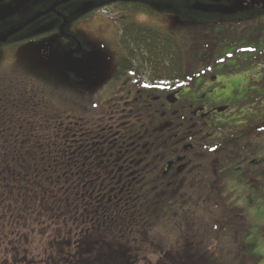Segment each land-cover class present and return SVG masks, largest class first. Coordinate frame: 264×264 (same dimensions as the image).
Wrapping results in <instances>:
<instances>
[{
	"label": "trees",
	"instance_id": "trees-1",
	"mask_svg": "<svg viewBox=\"0 0 264 264\" xmlns=\"http://www.w3.org/2000/svg\"><path fill=\"white\" fill-rule=\"evenodd\" d=\"M86 2L92 7L84 10ZM103 10L204 23L250 22L245 29L264 39V0H29L0 18V61L14 58L27 44L50 39L60 51L85 61L92 46L78 25ZM120 28L116 79L132 73L155 84L193 75L176 32L127 18ZM89 72L92 77L91 67ZM11 77L0 86V236L17 244L10 264H135L138 258L130 253L132 246L124 236L143 226L142 219H150L154 210L160 211L162 201L154 199L148 205L139 166L134 167L133 178L131 172L120 170L119 180L123 175L124 181L114 186L112 158L103 154L112 152L120 133L107 123L95 124L83 99L81 104L68 101L59 88L54 95L47 89L49 81L42 82L40 76ZM84 89L77 85L74 91L82 98ZM240 128L215 147L214 153L223 157L215 172L225 174L226 166L247 149L249 139L264 134V115ZM219 174L201 189L206 197L220 200L214 207L221 211ZM29 241L45 243L43 255H32ZM165 244L169 245L165 241L158 246L164 249ZM184 250L187 256L189 250ZM186 256L182 264H200Z\"/></svg>",
	"mask_w": 264,
	"mask_h": 264
},
{
	"label": "rangeland",
	"instance_id": "rangeland-1",
	"mask_svg": "<svg viewBox=\"0 0 264 264\" xmlns=\"http://www.w3.org/2000/svg\"><path fill=\"white\" fill-rule=\"evenodd\" d=\"M28 1L0 0V18L19 10ZM91 7L92 3L86 2L83 9ZM124 18L176 32L185 44L186 64L189 74H193L191 77L197 74L210 81L215 77L219 86H227V93H218L214 99L211 98L216 105L224 107L232 103L231 91L234 90L233 85L237 87L242 104L237 107V113L233 108L223 114H240L235 125H243L245 120L264 115V39H256L252 29H245L250 22L246 25L243 21L235 24L204 23L177 16L156 18L145 13L98 11L91 19L78 25L92 46L85 61L77 60L69 51H60L51 39L27 44L14 58L0 61V86L14 75L22 77L29 73L32 77L40 76L42 82L49 81L47 89L50 88L54 95L59 88L68 101L81 104L83 99L93 111H90L89 118L101 127L110 121L109 116L115 115L114 111L123 107L139 115L141 119L138 122L144 126L147 123L144 108L141 109L139 103L135 108L132 100L128 102L135 90L125 87V83L135 75L130 73L126 79V75L116 79L120 27ZM223 76L233 79L223 84ZM77 85L80 91L85 88L83 96L80 94L82 98L74 91ZM117 122L124 127V122ZM235 130L231 127L230 133ZM222 159L216 153L208 157L213 171L206 180L211 181L215 173L219 174L215 172L219 168L217 166L216 169V165ZM224 173L217 176L219 186L223 188L221 198L224 201L221 199L217 203L221 211L214 207L220 200L206 197L202 187L185 188L188 189L186 195L173 197L172 193H158L145 181L144 198H147L148 205L151 206V200L159 199L162 207L160 211L152 210L157 213L150 219H142L144 225L136 227L133 234L124 236L125 242L132 246L130 253L138 258L135 264H182L185 248L189 250L186 260L200 261V264H264V134L250 138L247 149L234 163L226 166ZM238 176L242 178L237 179ZM170 198L174 200L171 202ZM186 212L187 215L184 214ZM152 232L173 238L153 237ZM2 237L0 264H10L17 252L14 251L17 244L1 240ZM176 239L177 243H174ZM165 241L169 245L165 244L164 249L162 245L158 246ZM44 245L32 242L28 247L32 255L38 256L43 255L44 249L46 251ZM109 258L114 257L110 255Z\"/></svg>",
	"mask_w": 264,
	"mask_h": 264
},
{
	"label": "flooded vegetation",
	"instance_id": "flooded-vegetation-1",
	"mask_svg": "<svg viewBox=\"0 0 264 264\" xmlns=\"http://www.w3.org/2000/svg\"><path fill=\"white\" fill-rule=\"evenodd\" d=\"M223 77V84L233 79ZM212 79L210 81L196 74L183 81L176 79L148 84L135 76L125 83L126 88L130 86L135 90L133 97L127 101L132 100L135 108L136 103L141 109L144 108L147 123L140 126V116L124 107L108 117L110 121L107 125L120 133L118 141L112 145V152L103 154L104 157L112 158L111 180L114 184L124 181L123 175L119 180L120 170L127 175L135 166H139L146 183L162 195L173 192H177V196L186 195L188 189L201 188L209 182L206 178H210L208 175L213 168L208 157L214 153V145L242 130L240 124H234L240 114L223 115L229 109H235L237 113V107L242 104L237 87L233 85L234 90L231 91L232 103L218 106L213 102V96L227 93V86L221 87L215 77ZM117 121L124 122V127ZM246 123L247 120L244 121ZM231 127L236 129L235 132L230 133ZM132 130L133 134H130ZM103 140L99 141L106 144V140ZM115 155L123 160L124 166L120 167L121 160L116 159Z\"/></svg>",
	"mask_w": 264,
	"mask_h": 264
}]
</instances>
